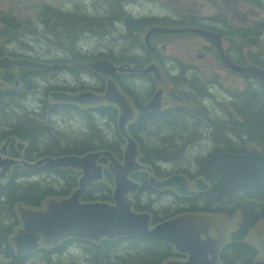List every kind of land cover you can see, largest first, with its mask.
Returning a JSON list of instances; mask_svg holds the SVG:
<instances>
[{
  "label": "flooded vegetation",
  "instance_id": "flooded-vegetation-1",
  "mask_svg": "<svg viewBox=\"0 0 264 264\" xmlns=\"http://www.w3.org/2000/svg\"><path fill=\"white\" fill-rule=\"evenodd\" d=\"M7 1L12 5H3L6 8L0 9V59H27L42 62L40 58L31 55L28 46L24 45V43L28 44L26 35L22 31L21 21L25 20L19 10L15 9L19 0ZM200 1L208 2L214 8V13L207 16L199 13L195 4L197 5ZM117 2L121 7L129 1L118 0ZM177 4L176 10L172 4L170 6L171 11L178 14V22L181 25L175 28L193 27L214 33L224 56L220 55L219 47L214 42L201 34L177 33L173 35L193 36L197 48L195 55L183 54L176 60L181 64L179 68L173 63L168 65L164 60L166 55L161 60L156 49L147 48L143 41L144 46L154 53L152 59L153 57L158 59L160 65L151 62L140 67H130L134 70L132 72L115 71L111 75L117 89L128 100L133 111V117L126 124V129L128 136L136 143L139 152L136 162L141 167L128 176L137 184L136 190L128 194V197L132 199L131 209L134 212L150 215L149 229L173 217H193L194 225L189 226L191 225L189 223L182 227H186L187 233L197 235L205 241L209 248L207 258L213 259L214 264H264V176L259 185L232 186L229 190L217 193L218 186L224 178V172L219 168H210L207 174L203 175L204 162L214 153L243 154L250 149L264 153V148L255 142H249L248 137L240 132L241 130L227 125L230 119L246 116L249 109L256 107L264 109V82L252 73L235 71L227 64L230 61L242 68L252 65L264 71V0H193L192 7ZM47 9L48 11L56 10L51 7ZM30 25L35 29L36 25L33 21ZM32 32L35 33L33 30ZM97 59L108 60L103 56L92 61ZM108 61L116 66L129 67L126 64H115L114 59ZM46 62L48 66L42 69L41 67H20L17 64L0 68V258L5 260L3 264H30L39 263V261L41 264H53L55 258L63 256L71 249H81L85 253L84 242L92 243L66 238L54 246L41 245L34 251L16 254L12 238L22 227L20 211L45 209L48 199L65 198L78 187L80 169L53 167L47 158L56 159L67 155L83 156L94 151L89 150L90 145L94 149L97 147L92 145L88 135L80 142V145L76 143L74 146H71V143L62 145L60 142L64 141V137L59 139L53 132V130L58 131L52 125L53 118L60 113H69L79 118L88 127L89 112L93 115V124L98 116L109 121H112L110 117H113L112 122L117 136L115 135V138L108 143L116 140L118 145L116 150L122 147L121 152L117 154L110 148L96 150H110L118 161L123 162V152L127 144V138L120 135L117 127L118 107L107 102L82 105L75 102L56 101L50 98L53 90H48L37 109L34 108L31 113L20 117H11L18 107L17 104L25 100L28 94L37 88L42 73L45 74L50 69L52 72L66 70L74 76L88 74L90 70L99 81L96 87L62 88L59 91L70 95L84 90L100 95L105 92L108 77L91 70L87 59L71 56L63 60L53 58ZM56 63H59L58 67L55 66ZM149 64L156 65L158 76L153 72L140 71ZM158 89L161 90V107L158 111H152L146 105ZM100 112L105 114L101 115ZM156 115L171 118L190 115L199 121L200 126L192 129L191 136L184 134L177 138L184 143L181 146L183 152L194 151L202 144L210 146L206 155L197 158V169L158 173L153 162L142 161L139 158L142 150H148L152 146L147 143V140L152 136L153 131L147 122L143 125V121ZM207 117L218 119V123L222 126L209 125ZM136 126L140 127L139 131L130 130V127ZM181 131L184 133L187 129ZM99 132H94V137L104 143L107 140L104 135H99ZM61 134L64 136L63 133ZM157 143H160L159 140ZM41 160L43 161L37 165ZM97 162L102 167V179L88 185L83 195H87L93 186L101 183L108 193V199L92 201L113 203L111 195L115 183L108 171L109 159L101 156ZM175 174L185 177V187L190 193H179L168 186L160 189L149 183L150 176L157 180H164ZM69 176L71 182H68ZM60 179L67 183L57 191L54 184ZM48 182L51 184L49 185ZM53 182L55 183L52 184ZM140 196H154L158 199L165 196L171 199L175 207L166 208L162 217H159L149 204L140 203ZM81 201L85 200L81 197ZM155 216L157 219L154 218ZM204 220L208 225H201ZM251 231L256 235L259 231L260 238L250 240ZM37 238L40 240V235ZM121 238L150 240L161 244L165 249L168 248L170 254L156 264H163L167 260L186 261L188 258L186 251H176L174 246L167 242L141 236ZM63 246L65 247L62 248ZM42 252L49 257L44 258L41 255Z\"/></svg>",
  "mask_w": 264,
  "mask_h": 264
},
{
  "label": "water",
  "instance_id": "water-1",
  "mask_svg": "<svg viewBox=\"0 0 264 264\" xmlns=\"http://www.w3.org/2000/svg\"><path fill=\"white\" fill-rule=\"evenodd\" d=\"M195 32L203 35L219 47L214 33L193 27L170 28L166 26H151L144 35V44L147 48L155 50L150 44V38L157 34H177ZM224 56V55H223ZM20 67H44L45 64L31 60L0 59V68H8L12 65ZM227 64L235 71L249 72L264 82V71L256 66L239 67L230 61ZM88 67L99 74L108 77L105 92L95 94L91 91H81L74 95L65 92H51L50 98L56 101L75 102L78 104H98L107 102L118 107L117 127L120 135L127 138V144L123 152V162L118 161L110 150H94L83 156L67 155L56 159L47 158L51 166L57 168L80 169L78 187L71 194L61 199H48L45 209L20 211L22 227L16 231L12 238L16 254L21 255L34 251L41 245L47 247L56 245L66 238L85 240L98 243L101 239L114 240L120 237L141 236L154 240L167 242L174 246L176 251L188 253L186 261L167 260L163 264H214L213 259L207 258L208 246L198 236L186 232L182 225L195 224L191 216H178L161 221L148 228L150 215L138 213L131 209L132 199L129 193L136 190L137 184L128 176L132 171L138 170L141 165L136 162L138 150L136 143L128 136L126 124L133 117V111L128 100L120 93L111 75L115 71L132 72L133 68L116 66L106 59H97L88 63ZM143 73L153 72L158 76V69L154 64H149L141 70ZM161 90L158 89L154 96L147 102L146 107L152 111H158ZM101 156L108 157V171L112 175L115 187L112 192L113 203L105 201H81L88 185L99 182L102 179V167L98 164ZM43 160L37 163L40 164ZM210 168H219L224 172V178L218 186L217 193L229 190L232 186L259 185L264 176V153L256 149H250L243 154L214 153L204 162L203 175ZM71 180V177H68ZM149 183L157 188L168 186L179 193H190L186 190V181L183 175H172L164 180L149 177ZM199 188V185H196ZM188 226V225H187ZM40 235V240H38Z\"/></svg>",
  "mask_w": 264,
  "mask_h": 264
},
{
  "label": "rangeland",
  "instance_id": "rangeland-1",
  "mask_svg": "<svg viewBox=\"0 0 264 264\" xmlns=\"http://www.w3.org/2000/svg\"><path fill=\"white\" fill-rule=\"evenodd\" d=\"M117 1L118 0H19V4H16L15 9L19 10L21 16L23 15V20H25L23 22L21 21L22 31L24 35H26L28 41H26L28 44L24 43V45L28 46V51L31 55L40 58L42 62L46 60L49 61L53 58L63 60L71 56L83 57L84 59H96L104 56L108 58V60L121 59L123 56H138L144 60L147 59L148 61L146 64L154 62L160 65L159 61H157L158 59L154 57L152 59L154 53L143 46L144 35L148 28L159 25L153 24L152 21H148V18L164 19V21L159 22L162 23L160 26L175 28L173 25H177V27H179L178 14L171 11V4L176 10L177 3L185 7H192L193 0H128L129 2L122 4L123 7H120ZM3 5L11 6L12 4L8 3L7 0H0V9L6 8V6ZM195 6L199 10V13L204 14V16L214 13V8L210 6L208 2L203 3L200 1L197 5L195 4ZM48 7L62 12L75 13V15L81 17H93V21L77 23L74 29L68 34H64L60 39L53 36L44 37L43 27L39 20L42 21L43 16H41V13ZM138 18H145V20L137 21ZM32 21L36 25L35 29L30 25ZM32 30L35 31V33H33ZM28 35H31V37H28ZM135 43H140L142 48H134L133 45ZM150 43L156 49V52L160 54L159 58L161 60L163 56L166 55V57H164L165 62L168 65L173 63L178 68L181 64L176 60L181 58L183 54L195 55L197 53L195 38L191 35L157 34L150 38ZM167 56L169 58H167ZM190 59L192 58L190 57ZM55 66L58 67L59 63H56ZM122 81L124 82L123 78ZM98 84L99 81L97 77L93 76L91 73L74 76L66 72V70H57L56 72L49 71L45 73L44 76H41L37 88L31 91L25 100L17 104L18 107L13 111L11 117H20L26 113H31V110L34 108L37 109L44 94L53 88L74 89L82 86L92 88L98 86ZM95 121L93 127L90 125L86 127V124H83L79 118L69 113H60L56 118H53L51 122L52 125L55 126L54 129L58 130H53L57 138L64 137V141L60 142L62 145L67 143H71V146H74V143L80 145V142L85 140L88 135L92 145L98 146L99 142L96 141L97 139L94 137V132L99 131V135H104L107 140L104 143L110 142L115 138V135L117 136L112 121L105 118L103 119L99 116L95 118ZM186 121L188 125H192L193 123L192 121ZM193 128L195 127L191 129ZM61 133H63L64 136H62ZM164 135L173 137L176 135L174 141L181 142L182 140H178L177 138L178 136L184 135V133L177 134L176 132L173 133L165 130L160 137L153 133L147 140V143H150L152 146H158V140L160 142L162 136L165 137ZM186 135L191 136V133ZM120 150H122V147H120ZM209 150L210 146H206L205 144H202L200 148L194 151L186 150L177 163L163 166L166 169L164 173L180 172L188 169L194 171L198 168L197 158L206 155ZM68 182L71 181L68 180ZM54 183L55 182L52 184ZM66 183L65 180L60 179L54 184V188L59 191L62 189V185ZM48 184L50 185L51 183L48 182ZM139 201L141 204H149L151 209L156 212L159 217H162L163 211L166 208L175 207V205L171 203V199L165 196L160 197V199L154 196H140ZM201 225H208L207 221L204 220L201 222ZM256 238H260L259 231H257V235L251 231L249 233V239L254 241ZM87 259L86 253L81 249H71L63 256L55 258L53 264H69L74 262L76 264H87ZM4 262L5 260L0 258V264ZM30 264L41 263L39 261V263Z\"/></svg>",
  "mask_w": 264,
  "mask_h": 264
},
{
  "label": "trees",
  "instance_id": "trees-1",
  "mask_svg": "<svg viewBox=\"0 0 264 264\" xmlns=\"http://www.w3.org/2000/svg\"><path fill=\"white\" fill-rule=\"evenodd\" d=\"M41 16H43L41 21V25L43 27V36H53L57 37L58 39L62 38L64 34H68L72 29H74L77 23H83V21H93V17H81L79 15H75V13H67L60 10L48 11V9L46 8L41 13ZM143 20H145V18L137 19V21ZM148 21H152L153 24L162 25V23L159 22L164 21V19L148 18ZM173 27H177V25H173ZM133 47L137 49L142 48L140 43H135ZM147 61V59L144 60L143 58L138 56H123L121 59H114L115 64L124 65V63L126 62L125 64L129 67H140L141 65L146 64ZM49 71L52 72V70L50 69L46 71V73ZM88 71L89 73L94 74L92 71ZM100 114L104 115L105 112H100ZM92 117V113L89 112V125L93 127L94 124L92 123ZM110 118H112L111 120L114 121L113 117ZM207 119L209 121V125H215L216 127L222 126L220 123H218V119L209 117H207ZM186 120L192 121V125H188ZM146 122L148 123L149 128H151L153 133L156 135H161L165 132V130L180 134L183 133V131H181L182 129H187L184 134H188V132H192V127L196 128L200 126L199 121L190 115H185L184 117L179 116L175 118L156 115L143 121V125H145ZM227 125L233 129L237 128L241 130L240 132L244 133L248 137L249 142H255L257 145H260L262 148H264V109H258L257 107L255 109H249V112L247 110L246 116H244L243 118L230 119ZM133 129L139 131L140 127H130L131 131ZM174 140L175 138L173 136H162L158 146H151L148 150H142L139 158L142 161L150 160L154 163L156 172L164 173L166 169L163 166L171 163H177L181 156L184 154L181 148L184 143ZM98 142L100 144H98L95 149L90 145L89 150H96L97 148H110L117 154L121 152L120 148L119 150H116L118 149L116 140L111 143H101L99 140ZM109 144L114 146H111ZM107 194L108 193L104 189L102 184L99 183L93 186L91 190H89L88 194L83 195L82 198L85 201H92L96 199L106 200L108 199ZM136 208H138L137 205ZM154 218L157 219L156 216ZM84 243V249L86 250L85 253L88 257L87 264H156L160 262L162 258L170 254L168 248H163L161 244L139 238H117L112 241L102 239L98 244L86 242ZM64 247L65 246H63L62 248ZM41 255L44 258L49 257L43 252L41 253ZM71 264L76 263L74 262Z\"/></svg>",
  "mask_w": 264,
  "mask_h": 264
},
{
  "label": "bare ground",
  "instance_id": "bare-ground-1",
  "mask_svg": "<svg viewBox=\"0 0 264 264\" xmlns=\"http://www.w3.org/2000/svg\"><path fill=\"white\" fill-rule=\"evenodd\" d=\"M121 7H123L122 5H121ZM140 19V18H139ZM2 60V59H1ZM89 62H92V60L93 59H87ZM32 61V60H31ZM34 62H36V61H34ZM88 62V63H89ZM37 63H42V64H45V66L44 67H47L48 66V62H38L37 61ZM3 68H5V67H3ZM34 68H38V67H34ZM41 69H42V67H41ZM42 76H44V73H42ZM51 90H53V92H64V91H59V88H53V89H51ZM178 175H180V174H178ZM155 178V177H154ZM156 179V178H155Z\"/></svg>",
  "mask_w": 264,
  "mask_h": 264
}]
</instances>
